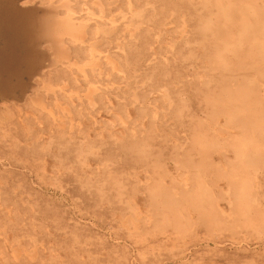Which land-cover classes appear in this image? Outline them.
<instances>
[{
  "label": "rangeland",
  "instance_id": "374dc122",
  "mask_svg": "<svg viewBox=\"0 0 264 264\" xmlns=\"http://www.w3.org/2000/svg\"><path fill=\"white\" fill-rule=\"evenodd\" d=\"M6 1L71 37L0 91V264H264V0Z\"/></svg>",
  "mask_w": 264,
  "mask_h": 264
},
{
  "label": "bare ground",
  "instance_id": "6f19581e",
  "mask_svg": "<svg viewBox=\"0 0 264 264\" xmlns=\"http://www.w3.org/2000/svg\"><path fill=\"white\" fill-rule=\"evenodd\" d=\"M58 8L55 5L38 13L34 9H17L10 2L0 0V23L10 49L9 75L18 77L22 74L19 72L22 64L27 65L26 73H32L41 64L43 54L38 47L42 41H50L55 60L69 58L64 45L65 38L71 37L67 31L69 24L58 16Z\"/></svg>",
  "mask_w": 264,
  "mask_h": 264
},
{
  "label": "flooded vegetation",
  "instance_id": "af4514ba",
  "mask_svg": "<svg viewBox=\"0 0 264 264\" xmlns=\"http://www.w3.org/2000/svg\"><path fill=\"white\" fill-rule=\"evenodd\" d=\"M0 38L3 40V51L0 55V71L2 73V79L0 80V91L4 90H10V87H7L6 85L11 82V79L14 77L13 75L7 74V66H8V58H9V43L6 40L5 37V31L2 29L1 23H0ZM6 86V87H5Z\"/></svg>",
  "mask_w": 264,
  "mask_h": 264
}]
</instances>
